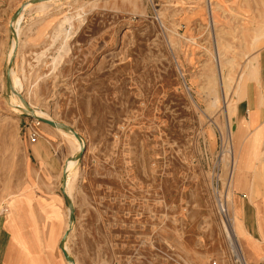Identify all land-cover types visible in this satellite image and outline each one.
Returning <instances> with one entry per match:
<instances>
[{"label": "rangeland", "instance_id": "374dc122", "mask_svg": "<svg viewBox=\"0 0 264 264\" xmlns=\"http://www.w3.org/2000/svg\"><path fill=\"white\" fill-rule=\"evenodd\" d=\"M22 8L18 36L10 22ZM263 29L264 0H0V219L47 238L40 209L43 224L28 221L36 195L57 199L60 245L70 213L64 169L76 159L66 188L75 264H232L220 212L227 115L214 54L225 42L233 90L263 51L264 87ZM11 69L19 83L10 92ZM258 76L229 93L236 163L246 147L237 148L236 103L260 92ZM35 116L74 129L83 157L71 131ZM237 225L235 238L255 252Z\"/></svg>", "mask_w": 264, "mask_h": 264}, {"label": "crops", "instance_id": "0c3cea01", "mask_svg": "<svg viewBox=\"0 0 264 264\" xmlns=\"http://www.w3.org/2000/svg\"><path fill=\"white\" fill-rule=\"evenodd\" d=\"M258 61L260 85L257 88L260 92L245 93L236 103L234 111L237 116V148L242 152L245 142L246 147L242 159L237 162L232 179V210L235 218L239 220L237 226L243 240L255 249L253 252L246 247L245 252L239 244L241 253L251 264H257L264 256L263 51ZM253 118L255 124L251 128L250 123ZM35 201L38 206L33 211L36 218L31 219V222L28 221V225L35 224L38 220L39 225L43 224L44 217L38 210L40 209L45 216V232H48L50 236L46 238L42 231L41 235L27 233V231L20 233L22 230L19 229V225L14 224L19 221L18 218L11 217L9 221L0 219V264H69L59 247V227L62 222L59 200L52 199L49 202L45 197L36 195ZM228 208L231 214L229 202ZM237 239L239 240V235ZM256 239H262V241L259 242Z\"/></svg>", "mask_w": 264, "mask_h": 264}, {"label": "bare ground", "instance_id": "6f19581e", "mask_svg": "<svg viewBox=\"0 0 264 264\" xmlns=\"http://www.w3.org/2000/svg\"><path fill=\"white\" fill-rule=\"evenodd\" d=\"M209 2L211 3V0H209ZM28 3H31V2H28ZM40 4V3H39ZM32 5V3L30 4V6ZM26 8V6H25ZM210 15V14H209ZM214 15L212 14V17ZM21 15L14 21H11L10 22V25H11V28L14 26V29L16 28L15 32L17 31V35L19 36V31H18V28H17V25L21 19ZM211 17V16H210ZM61 31V30H60ZM14 35V45H15V49H16V33H13ZM261 36H264V29L263 31H261V33L259 34L258 39L261 37ZM221 40V39H220ZM228 43V42H227ZM230 44V43H228ZM226 45L225 42L223 41H220L218 42V46H217V50L218 52L216 53V55L214 54V58H215V61H216V64L218 65V84L220 85L221 89H222V96H223V102H224V109L226 111V114L227 115V140H228V144L226 143L225 144V149L223 151V154H222V159H223V162L225 163V165H229V169H228V177H227V185H228V188H227V200L229 198V192H232V183H233V175H234V172H235V169H236V159H235V154H234V146H233V143H232V138H233V132H232V121H231V113L233 112V108L234 107H231L229 108V102H231V97L230 96V91L231 93H237V94H240V93H243V91L245 90L246 88V81L247 79H254L255 81L257 80V78H259L258 74V70L259 68H257L256 64H257V61L259 59V56L258 55H254L253 57L251 56L250 58H248V62L247 64L243 67V69L241 70V73H239V77L237 78V81L235 82V86L232 90V86L230 85L229 83V80L227 79V75L224 74L223 72V59H224V56H223V52H222V48L223 46ZM230 46V45H229ZM228 46V47H229ZM227 48V47H226ZM17 50V49H16ZM17 53V51H15ZM226 53V52H225ZM224 53V54H225ZM259 67V66H258ZM13 69V68H12ZM12 69L10 71V74L12 73ZM231 74V73H230ZM229 75V73H228ZM230 77V76H229ZM12 78V82H13V86L14 84H18L19 83V78L18 76L16 75V73L13 74V76H11ZM231 78V77H230ZM259 83V81H258ZM224 111V112H225ZM229 114H230V118H229ZM36 118H41V117H37L35 116ZM46 119V118H45ZM51 126V125H50ZM54 127V126H52ZM56 128H59V127H56ZM61 131H65L61 128H59ZM70 133V132H69ZM73 135V134H72ZM74 136V135H73ZM74 138L76 140H78L75 136ZM231 140V141H230ZM79 141V140H78ZM83 143V147H82V144L79 142V145L76 147V152L79 153L81 150H83L84 148V141L82 140L81 141ZM74 160H75V163H76V159H69L67 161V164H66V167L64 169V175L66 176L65 177V185H64V191L65 193L68 195L67 191H66V188L68 187L69 191L71 189V180L67 182V174L68 176L70 175V172H71V169L73 168L72 166H74ZM228 162V163H227ZM227 165V166H228ZM226 195V194H225ZM225 195H224V198H225ZM69 196V195H68ZM223 197V196H222ZM228 202L230 203V201L228 200ZM231 210H232V200H231ZM233 210L231 212V222L232 220L235 219V216L233 214ZM70 214V213H69ZM234 217V218H233ZM231 222H230V225L228 224H224L225 225V229H226V233L228 235V238L230 240V244L232 246V248L237 251L239 250V242L237 241V239L235 238V229H232L231 228ZM73 228H74V223H70L69 221V227L67 228V230H71V232L73 231ZM66 230V231H67ZM225 231V230H224ZM70 232V233H71ZM65 234V233H64ZM67 245V242L64 244V247L66 249V251L69 253V250L67 249L66 247ZM243 245V244H242ZM243 250L246 252L245 250V247L243 246L242 247ZM61 249V248H60ZM62 251V249H61ZM63 252V251H62ZM70 263V262H69ZM72 264V263H71ZM75 264V263H74Z\"/></svg>", "mask_w": 264, "mask_h": 264}, {"label": "water", "instance_id": "95a60500", "mask_svg": "<svg viewBox=\"0 0 264 264\" xmlns=\"http://www.w3.org/2000/svg\"><path fill=\"white\" fill-rule=\"evenodd\" d=\"M36 1H40V0H33L34 3H35ZM22 11H23V8L20 9V10L17 12V14L14 16L13 19L16 20V19L19 17V15L21 14ZM12 31L15 32L14 27L12 28ZM11 64H12V62L10 63V66H11ZM10 71H11V70H9V72H8V76H7V86H8V91L11 92V91L14 90V88H13V82H12V78H11ZM30 109H31V108H30ZM37 119H38L39 121L44 122V123H47V124H49V125H51V126L59 127V128L65 130V131H71V132L75 135V137H77V139H79V141H82V140H83L82 137H81V136H80V135H79L74 129L68 127L67 125H64V124L58 123V122L53 121V120L45 119V118H37ZM84 149H85V148H83V150H81V151L78 153V155L76 156L77 159H80V158L83 157L84 152H85ZM64 176H65V175H64ZM65 177H66V176H65ZM64 185H65V182H64ZM65 198H66V201H67V202L69 203V205H70L69 221H70V223L72 224V223L74 222V210H73L72 202H71L70 197H69L66 193H65ZM70 232H71V230H67V231L65 232V234L63 235V238H62V240H61V243H60L59 247L62 249L65 259H66L68 262L74 264V263H75L74 258L71 257V255L66 251V249H65V247H64V244L67 242V239H68V237H69V235H70Z\"/></svg>", "mask_w": 264, "mask_h": 264}, {"label": "built area", "instance_id": "2783aa9c", "mask_svg": "<svg viewBox=\"0 0 264 264\" xmlns=\"http://www.w3.org/2000/svg\"><path fill=\"white\" fill-rule=\"evenodd\" d=\"M37 138L38 137H37L36 131L29 132V139L31 142H36ZM224 200H225V204L220 203V212L222 214V217L225 223L230 224L231 215H230L229 208H228V200L227 198H224ZM231 259H232V264H251L246 261L240 249L237 251L233 249V251L231 252ZM213 264H217V261H214ZM257 264H264V256L261 258V260Z\"/></svg>", "mask_w": 264, "mask_h": 264}]
</instances>
